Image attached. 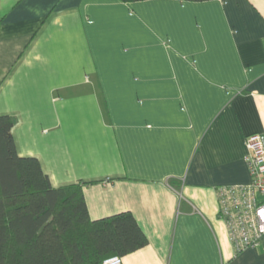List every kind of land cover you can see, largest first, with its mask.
I'll return each instance as SVG.
<instances>
[{
  "label": "crops",
  "instance_id": "0c3cea01",
  "mask_svg": "<svg viewBox=\"0 0 264 264\" xmlns=\"http://www.w3.org/2000/svg\"><path fill=\"white\" fill-rule=\"evenodd\" d=\"M90 218L130 211L123 264H264L236 251L218 189L264 133V0H0V115Z\"/></svg>",
  "mask_w": 264,
  "mask_h": 264
},
{
  "label": "trees",
  "instance_id": "16d2710c",
  "mask_svg": "<svg viewBox=\"0 0 264 264\" xmlns=\"http://www.w3.org/2000/svg\"><path fill=\"white\" fill-rule=\"evenodd\" d=\"M14 124L0 115V264H103L148 244L130 211L90 218L87 181L54 186L37 157L18 152Z\"/></svg>",
  "mask_w": 264,
  "mask_h": 264
},
{
  "label": "built area",
  "instance_id": "2783aa9c",
  "mask_svg": "<svg viewBox=\"0 0 264 264\" xmlns=\"http://www.w3.org/2000/svg\"><path fill=\"white\" fill-rule=\"evenodd\" d=\"M245 143L250 183L220 187L217 192L219 214L238 252L257 246L264 237V133L249 134ZM103 264H123V259L114 256Z\"/></svg>",
  "mask_w": 264,
  "mask_h": 264
}]
</instances>
